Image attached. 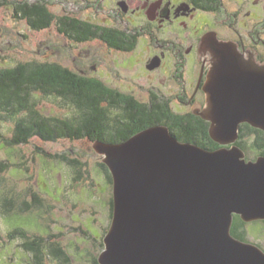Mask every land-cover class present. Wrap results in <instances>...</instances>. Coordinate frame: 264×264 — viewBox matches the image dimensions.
<instances>
[{
	"label": "water",
	"instance_id": "obj_1",
	"mask_svg": "<svg viewBox=\"0 0 264 264\" xmlns=\"http://www.w3.org/2000/svg\"><path fill=\"white\" fill-rule=\"evenodd\" d=\"M206 148L166 124L123 142L96 140L113 176V218L100 264H264V249L233 235L235 215L264 220V155L247 159L241 125L264 131V62L207 33ZM153 67V66H151Z\"/></svg>",
	"mask_w": 264,
	"mask_h": 264
},
{
	"label": "rangeland",
	"instance_id": "obj_2",
	"mask_svg": "<svg viewBox=\"0 0 264 264\" xmlns=\"http://www.w3.org/2000/svg\"><path fill=\"white\" fill-rule=\"evenodd\" d=\"M17 1L24 0H7L0 7V68L13 67L20 62L47 61L79 72L78 67L83 66L84 58H80L79 52L88 50L94 56L100 49L96 40L76 45L59 32L57 18L66 14L68 1L40 0L56 16L50 27L41 30L32 29L26 20L17 16L13 9ZM80 14L88 19L89 13L76 15ZM138 52H141L140 47ZM99 53L109 61L115 76H99L106 84L133 93L143 102L148 99L147 89L152 86L162 87L166 97H171L173 89L166 87L160 78L151 80L141 63H123L126 56L117 58L101 50ZM113 59H118V63H112ZM122 63L127 66L123 67ZM35 96L40 111L45 115L61 118L78 115V110L63 98L39 92ZM172 105L176 111L185 112L176 103L172 102ZM118 114L119 110H112V117ZM14 125V119L0 120V160L11 163L0 176V264H34V257L22 245L25 239L10 238L9 232L14 227L29 230L30 238L43 236L48 241L57 240L69 255L70 264H95L94 260L104 248V236L111 224L109 201L112 186L100 166L102 158L95 151L93 141L64 138L45 142L32 137L28 143L8 146L5 138L12 135ZM252 138L248 136L245 140L247 159H256L259 154V150L253 148ZM38 147L54 155H64L78 161V164L73 165L62 158L46 157ZM9 201H12L14 208H11ZM25 205H28V209L20 213L26 208ZM10 208L16 214L9 218L6 212ZM244 227L247 241L257 243L264 249V224L252 221ZM43 262L66 264L51 256H45Z\"/></svg>",
	"mask_w": 264,
	"mask_h": 264
},
{
	"label": "trees",
	"instance_id": "obj_3",
	"mask_svg": "<svg viewBox=\"0 0 264 264\" xmlns=\"http://www.w3.org/2000/svg\"><path fill=\"white\" fill-rule=\"evenodd\" d=\"M7 0H0V7ZM15 13L20 19L27 21L32 29L41 30L50 27L55 21V15L44 1H17L13 5ZM58 29L70 38L82 39L98 36L111 44L121 42V32L115 29L101 31L81 19H70L65 16L57 18ZM114 33V34H112ZM63 98L78 110L77 117L61 118L43 114L37 105L36 93ZM112 110H119L116 117H112ZM14 119L13 133L5 138L8 146L28 143L32 137H38L45 142L60 139L87 138L93 143L96 140L108 142H123L135 133L158 124H166L173 134L181 140L198 143L206 148L216 149L221 145L210 135V122L193 114L177 113L166 100L155 97L150 102H143L134 95L122 92L106 84L97 77L82 76L71 68L57 62H20L13 67L0 68V120ZM252 138L254 149L258 155H264V131L253 127L249 123L241 125L238 143L247 148L246 138ZM41 149L46 157L62 158L71 164H78L61 154H52ZM11 163L0 160V176L6 172ZM77 166V165H76ZM100 166L106 173L108 182L112 186L113 176L108 166L101 161ZM37 204V196L35 194ZM40 199V198H39ZM41 200H39L40 202ZM11 208L13 204L9 201ZM110 217L113 218V195L109 201ZM20 212L23 213L28 209ZM9 209L6 213L10 218L16 212ZM260 221H255V223ZM264 224V221H261ZM245 222L239 215H235L232 226L234 236L247 240ZM110 227V226H109ZM109 229V228H108ZM11 239H25L23 247L34 257V264H45V256H51L70 264V257L57 240H49L43 236L30 238L29 230L14 227L9 232ZM52 237V236H51ZM48 241V242H47ZM104 245V243H103ZM95 264H100L98 258Z\"/></svg>",
	"mask_w": 264,
	"mask_h": 264
},
{
	"label": "flooded vegetation",
	"instance_id": "obj_4",
	"mask_svg": "<svg viewBox=\"0 0 264 264\" xmlns=\"http://www.w3.org/2000/svg\"><path fill=\"white\" fill-rule=\"evenodd\" d=\"M66 1L70 8L66 5V14L61 17L81 19L101 31L118 30L122 39L114 44L98 36L79 41L59 32L72 44L96 40L102 53L117 58L126 56L123 63H141L151 80L160 78L166 87L173 89L171 97H166L162 87L152 86L147 89L146 102L157 97L169 102L173 109L174 102L185 110L174 109L179 114L202 117L198 112L206 104L203 86L211 66L210 52L202 47L205 34H216L223 41L233 42L246 56L252 55L264 62V0ZM86 12L88 19L76 15ZM99 50L94 56L88 50L79 52L80 58L84 57L83 66L76 72L99 79L101 75L115 77L109 61ZM111 62L117 64L118 59ZM88 67L92 70L88 71Z\"/></svg>",
	"mask_w": 264,
	"mask_h": 264
},
{
	"label": "bare ground",
	"instance_id": "obj_5",
	"mask_svg": "<svg viewBox=\"0 0 264 264\" xmlns=\"http://www.w3.org/2000/svg\"><path fill=\"white\" fill-rule=\"evenodd\" d=\"M211 55V54H210ZM212 56V55H211ZM206 103V102H205ZM104 242V241H103Z\"/></svg>",
	"mask_w": 264,
	"mask_h": 264
}]
</instances>
